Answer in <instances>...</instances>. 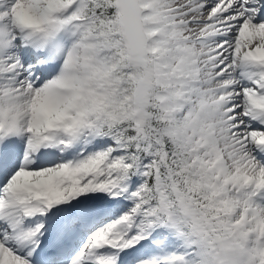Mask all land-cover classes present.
I'll use <instances>...</instances> for the list:
<instances>
[{"label":"snow or ice","instance_id":"6c2138e0","mask_svg":"<svg viewBox=\"0 0 264 264\" xmlns=\"http://www.w3.org/2000/svg\"><path fill=\"white\" fill-rule=\"evenodd\" d=\"M0 264H264V0H0Z\"/></svg>","mask_w":264,"mask_h":264}]
</instances>
